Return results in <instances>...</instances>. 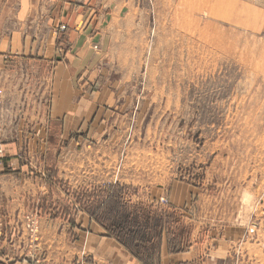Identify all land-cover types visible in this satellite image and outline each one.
<instances>
[{"label":"rangeland","instance_id":"374dc122","mask_svg":"<svg viewBox=\"0 0 264 264\" xmlns=\"http://www.w3.org/2000/svg\"><path fill=\"white\" fill-rule=\"evenodd\" d=\"M114 1L127 13L128 39L122 47L116 38L102 60L97 85L112 100L101 118L88 116L65 140L54 127L46 139L31 135L40 128L29 121L34 93L29 109L23 93L15 111L0 110V127L20 121V161L43 166L32 175L43 189L28 196L27 214L72 229L73 217L92 222L72 192H87L90 205L120 186L144 253L159 250L161 232L180 250L235 226L245 230L239 264H264V0ZM17 82L20 90L21 75ZM246 192L255 196L251 213Z\"/></svg>","mask_w":264,"mask_h":264},{"label":"crops","instance_id":"0c3cea01","mask_svg":"<svg viewBox=\"0 0 264 264\" xmlns=\"http://www.w3.org/2000/svg\"><path fill=\"white\" fill-rule=\"evenodd\" d=\"M123 10L122 2L114 0H0V110L6 104L8 110L15 111L23 93L29 109L33 93L39 101L49 93L48 107H43L40 114L39 105L33 101L29 115V121L40 127L31 135L38 137L42 131L46 139L54 127H61L59 138L65 140L78 133L88 116L92 123L101 118L99 113L109 108L112 98L110 88L98 86L97 80L102 77V60L115 39L121 38L122 47L127 45L129 26ZM28 69L46 81L44 86L30 90L22 85L19 90L17 73ZM1 122L5 129L1 127L0 132L4 149L0 170V264H144L81 215L73 217L72 229L59 218L41 217L32 251L25 215L28 196L43 189L32 178L33 173H44L43 166L36 169L33 162L20 161V121L15 124L11 118H4ZM10 126L15 128L16 138ZM69 147L71 153L78 151L74 140ZM244 234L245 230L241 232L235 226L225 227L210 232L200 245L191 242L172 253L163 236L156 252L158 261L153 264H222L232 253L236 260L229 263L239 264L237 245Z\"/></svg>","mask_w":264,"mask_h":264},{"label":"trees","instance_id":"16d2710c","mask_svg":"<svg viewBox=\"0 0 264 264\" xmlns=\"http://www.w3.org/2000/svg\"><path fill=\"white\" fill-rule=\"evenodd\" d=\"M123 190V187L108 185L105 187L104 192L97 195L96 201L90 203V205H87V201H85L91 197V195H87V192L83 195H80V192L72 193L79 208H82L90 216L92 222L104 231L105 236L115 239L144 264H153L158 261L156 252L152 249L149 252H143L141 226L139 221L129 218L126 206L123 204V194L121 193ZM118 207L120 208V213L117 212L116 215H113ZM159 235V242L161 243L162 232ZM173 242L168 238L166 239L170 253L178 251L175 247V250L173 249Z\"/></svg>","mask_w":264,"mask_h":264},{"label":"built area","instance_id":"2783aa9c","mask_svg":"<svg viewBox=\"0 0 264 264\" xmlns=\"http://www.w3.org/2000/svg\"><path fill=\"white\" fill-rule=\"evenodd\" d=\"M59 29L60 31H63L64 26H61ZM12 72L14 73V71ZM20 75H21V80H22L21 84H23L24 87H27L30 90H36L40 87V85L44 86V82H46L45 80L41 79L39 75L36 73V71L34 70L28 69L26 71H22L20 72ZM17 76H19L18 73H17ZM47 95L48 97H46L42 101H39V99L35 100V105L38 104L39 108L41 109L40 112H42L43 107H46V108L48 107L47 105L49 101V93ZM36 97L38 98V96ZM26 107H28L27 103H26ZM0 132H1V127H0ZM2 138L0 137V170L3 168V165H4V149L2 146L3 144ZM159 202H164V199L161 198ZM25 223H26V229L28 232L29 240H32L31 242H36L38 238V225H39L36 213L26 214Z\"/></svg>","mask_w":264,"mask_h":264},{"label":"clouds","instance_id":"9594fccd","mask_svg":"<svg viewBox=\"0 0 264 264\" xmlns=\"http://www.w3.org/2000/svg\"><path fill=\"white\" fill-rule=\"evenodd\" d=\"M255 196L252 193H244L242 196V204L244 206V211L246 213H251L255 211L254 206Z\"/></svg>","mask_w":264,"mask_h":264}]
</instances>
